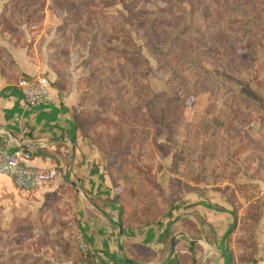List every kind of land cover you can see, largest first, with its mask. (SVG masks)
<instances>
[{
  "label": "rangeland",
  "instance_id": "374dc122",
  "mask_svg": "<svg viewBox=\"0 0 264 264\" xmlns=\"http://www.w3.org/2000/svg\"><path fill=\"white\" fill-rule=\"evenodd\" d=\"M0 16L74 93L118 225L156 224L191 190L244 207L250 235L264 201V0H0ZM0 178V264H99L70 184L35 201Z\"/></svg>",
  "mask_w": 264,
  "mask_h": 264
},
{
  "label": "crops",
  "instance_id": "0c3cea01",
  "mask_svg": "<svg viewBox=\"0 0 264 264\" xmlns=\"http://www.w3.org/2000/svg\"><path fill=\"white\" fill-rule=\"evenodd\" d=\"M46 61L34 42L29 49L24 38L0 28V153L27 150L29 165L56 168L50 185L41 184L27 195L43 201L48 189L70 184L76 223L99 264H234L244 259L264 264V201L250 235L240 228L244 207H234L220 193L191 190L156 224L118 225L105 167L75 125L74 93L59 90L50 80V100L28 106L16 87L19 77L43 75Z\"/></svg>",
  "mask_w": 264,
  "mask_h": 264
},
{
  "label": "built area",
  "instance_id": "2783aa9c",
  "mask_svg": "<svg viewBox=\"0 0 264 264\" xmlns=\"http://www.w3.org/2000/svg\"><path fill=\"white\" fill-rule=\"evenodd\" d=\"M15 84L25 105L37 106L50 100V83L45 75L19 77ZM30 157V152L22 149L0 153V174L8 176L16 189L26 194L41 184L51 182L57 175L54 167L40 168L29 165L27 162ZM80 246L86 249L85 242H81ZM234 264L251 263L242 261Z\"/></svg>",
  "mask_w": 264,
  "mask_h": 264
},
{
  "label": "trees",
  "instance_id": "16d2710c",
  "mask_svg": "<svg viewBox=\"0 0 264 264\" xmlns=\"http://www.w3.org/2000/svg\"><path fill=\"white\" fill-rule=\"evenodd\" d=\"M76 125V124H75ZM250 261V263L252 264V261L251 260H249Z\"/></svg>",
  "mask_w": 264,
  "mask_h": 264
},
{
  "label": "water",
  "instance_id": "95a60500",
  "mask_svg": "<svg viewBox=\"0 0 264 264\" xmlns=\"http://www.w3.org/2000/svg\"><path fill=\"white\" fill-rule=\"evenodd\" d=\"M129 262H130V260H129Z\"/></svg>",
  "mask_w": 264,
  "mask_h": 264
}]
</instances>
